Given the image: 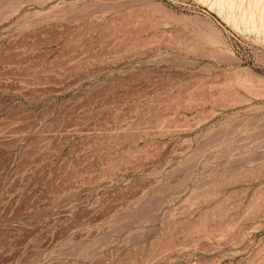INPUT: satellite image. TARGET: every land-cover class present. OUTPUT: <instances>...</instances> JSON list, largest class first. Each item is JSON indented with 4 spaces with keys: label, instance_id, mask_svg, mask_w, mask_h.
<instances>
[{
    "label": "rangeland",
    "instance_id": "obj_1",
    "mask_svg": "<svg viewBox=\"0 0 264 264\" xmlns=\"http://www.w3.org/2000/svg\"><path fill=\"white\" fill-rule=\"evenodd\" d=\"M0 264H264V0H0Z\"/></svg>",
    "mask_w": 264,
    "mask_h": 264
}]
</instances>
